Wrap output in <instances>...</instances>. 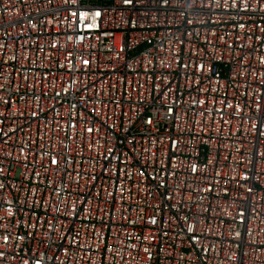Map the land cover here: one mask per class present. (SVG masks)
Wrapping results in <instances>:
<instances>
[{"label":"built area","instance_id":"2783aa9c","mask_svg":"<svg viewBox=\"0 0 264 264\" xmlns=\"http://www.w3.org/2000/svg\"><path fill=\"white\" fill-rule=\"evenodd\" d=\"M0 264H264V0H0Z\"/></svg>","mask_w":264,"mask_h":264}]
</instances>
